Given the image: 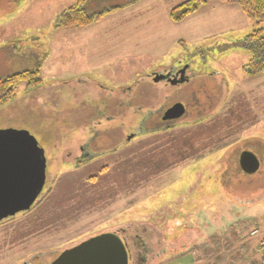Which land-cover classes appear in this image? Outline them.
Instances as JSON below:
<instances>
[{
	"label": "rangeland",
	"instance_id": "obj_1",
	"mask_svg": "<svg viewBox=\"0 0 264 264\" xmlns=\"http://www.w3.org/2000/svg\"><path fill=\"white\" fill-rule=\"evenodd\" d=\"M186 1L96 0L90 12L122 8L58 28L77 0H0V78L40 68L42 80L14 87L0 130L29 132L47 159L36 205L0 224V264H52L107 233L127 240L131 264L259 259L264 73H245L239 46L256 26L219 2L173 22ZM187 65L189 82H155ZM176 104L185 116L165 123ZM243 152L259 158L255 175Z\"/></svg>",
	"mask_w": 264,
	"mask_h": 264
},
{
	"label": "water",
	"instance_id": "obj_2",
	"mask_svg": "<svg viewBox=\"0 0 264 264\" xmlns=\"http://www.w3.org/2000/svg\"><path fill=\"white\" fill-rule=\"evenodd\" d=\"M162 79L166 77L158 76L155 82ZM184 82L183 75L172 81L174 85ZM185 112L182 104H176L165 113L163 121L179 120ZM240 167L244 173L254 175L260 161L254 154L244 152ZM46 168L45 151L33 135L0 130V222L31 210L45 187ZM52 264H129V256L123 241L107 233L64 251Z\"/></svg>",
	"mask_w": 264,
	"mask_h": 264
},
{
	"label": "trees",
	"instance_id": "obj_3",
	"mask_svg": "<svg viewBox=\"0 0 264 264\" xmlns=\"http://www.w3.org/2000/svg\"><path fill=\"white\" fill-rule=\"evenodd\" d=\"M95 1L77 0L74 6L58 16L56 27H88L103 16L122 8L118 6L112 9L101 10V12H90L88 7ZM210 2L237 6L241 9L243 15L255 24L256 29L245 37L239 43V46L250 55V61L244 69L245 73L252 77L264 73V0H188L171 12V20L175 23H180ZM40 73V68L27 69L6 78H0V108L16 97L14 87L18 84L25 83L28 90L39 87L42 84Z\"/></svg>",
	"mask_w": 264,
	"mask_h": 264
},
{
	"label": "flooded vegetation",
	"instance_id": "obj_4",
	"mask_svg": "<svg viewBox=\"0 0 264 264\" xmlns=\"http://www.w3.org/2000/svg\"><path fill=\"white\" fill-rule=\"evenodd\" d=\"M188 66V68H186V70H185V72L183 73L182 71L184 70V69H179V70H174V69H169V70H167L164 74H162V76L163 77H167L166 79H164V80H162L163 82H170L171 81V78L173 79V78H176V79H178V80H180L181 79V77H182V75H183V79L185 80V82L187 83V82H189L190 81V77H188L187 76V73H188V71L190 70V67H189V65H187ZM186 66V67H187ZM185 84V83H184ZM165 115V114H164ZM164 117V116H163ZM163 122V121H162ZM165 123H171V122H165ZM82 149V154H83V152H84V149L85 148H81ZM84 157H87V154H85L84 155ZM79 162H82L81 160H79ZM40 198V197H39ZM15 217H13V218H8V219H6V220H4V221H2V222H0V224L1 223H5V222H8L9 220H12V219H14ZM123 241H124V243H125V245H126V248H127V251H128V255H129V264H131L132 263V260H133V257H132V255H131V251H130V248H129V243L127 242V240L124 238L123 239Z\"/></svg>",
	"mask_w": 264,
	"mask_h": 264
},
{
	"label": "crops",
	"instance_id": "obj_5",
	"mask_svg": "<svg viewBox=\"0 0 264 264\" xmlns=\"http://www.w3.org/2000/svg\"><path fill=\"white\" fill-rule=\"evenodd\" d=\"M213 5H220V6H222V7H226L227 9H235V7L234 6H225V5H222V4H219V3H214ZM236 8H238V7H236ZM239 9V8H238ZM241 11V10H240ZM41 71V70H40ZM255 231H257V230H254L253 232H252V235L254 234V232ZM258 234V231L256 232V234L255 235H257ZM255 235H253V236H255ZM257 250H258V254L256 253L257 252ZM254 253H255V255L257 254L258 255V257H259V259H255V261L254 262H258V261H260V259L262 258V256L264 255L263 253H264V244H261L259 247H258V249H257ZM257 257V258H258Z\"/></svg>",
	"mask_w": 264,
	"mask_h": 264
},
{
	"label": "built area",
	"instance_id": "obj_6",
	"mask_svg": "<svg viewBox=\"0 0 264 264\" xmlns=\"http://www.w3.org/2000/svg\"><path fill=\"white\" fill-rule=\"evenodd\" d=\"M250 264H264V257L258 263H250Z\"/></svg>",
	"mask_w": 264,
	"mask_h": 264
}]
</instances>
